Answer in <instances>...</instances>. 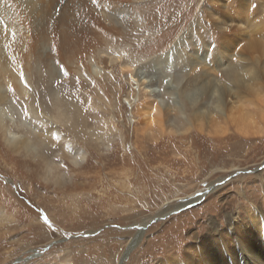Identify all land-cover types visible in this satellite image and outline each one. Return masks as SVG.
Returning <instances> with one entry per match:
<instances>
[{"label": "rangeland", "instance_id": "rangeland-1", "mask_svg": "<svg viewBox=\"0 0 264 264\" xmlns=\"http://www.w3.org/2000/svg\"><path fill=\"white\" fill-rule=\"evenodd\" d=\"M44 4L30 96L0 89L27 140L0 133V264H179L203 246L242 264L221 242L238 223L264 235V23L248 26L264 0Z\"/></svg>", "mask_w": 264, "mask_h": 264}, {"label": "bare ground", "instance_id": "bare-ground-1", "mask_svg": "<svg viewBox=\"0 0 264 264\" xmlns=\"http://www.w3.org/2000/svg\"><path fill=\"white\" fill-rule=\"evenodd\" d=\"M44 2H46V0H0V89L4 87L7 89H11L13 93H15L16 95L19 94L20 97L30 96V94L27 93L28 79L24 77L23 79H21L24 68H28L29 66V59L31 58L30 54L33 53V51H38L44 43L48 45V41H50L49 37L51 38V35L48 34L49 32L47 34L44 33L45 37L48 38L44 39L41 36L43 19L42 10L43 5H46L44 4ZM46 22H48V19H46ZM263 23L264 9L261 14V18L255 19V21L253 22L250 21L248 26L253 27L252 29H255L257 32L261 30L260 26ZM49 26L51 25H48L47 27ZM51 32L53 33V31ZM254 45L255 44L252 41L250 43V47L253 48ZM173 46H175V42H173L170 50L174 49ZM24 75L25 74H23V76ZM254 79L253 81H255ZM246 84L247 81L245 85ZM143 96L145 99L143 101L144 103L142 105V108L147 110V113L145 114H150V111H153L158 116H160L161 112L158 111V108L160 106L158 105V103L155 105L152 102V95L150 93L143 92ZM6 99L7 98L5 94L0 92V105L4 104ZM72 109H74V107H71V105L67 107V110L71 111ZM0 112V133L3 136L4 142L8 145L11 141H13L14 143L11 148H14L16 150H19V148L24 149L27 145V140L25 139L26 137L18 139L19 137H16V133L10 131L12 128L20 129V127H17V125H15L16 123L15 121H13V119L7 117L4 110L1 109ZM68 117H66V120ZM241 126L243 129V132H241V134H248V126H251L249 122H245ZM260 133L262 134L261 130ZM37 136L36 138L38 139ZM20 141H22L21 145ZM45 153L46 149H44L43 146V150L41 151L42 157L39 156V158L41 159V163H38L36 161L38 164L43 165L42 162L45 161L43 157ZM82 163L83 159L80 152H76L74 156L71 157V164L76 167ZM48 176H50V173L48 174ZM56 184H58V186L60 185L58 177L56 180ZM259 219L260 218H258V222L260 221ZM233 230L236 233V236H233L231 240L229 239V241H227L230 244L226 241L221 242L222 249H225L228 246L230 248V253L227 254L229 257L227 255L226 257L228 259H231L230 257L232 256L236 260L241 259V261L243 260L242 264H245L244 258H246V264H264V235L260 238H257L255 233L243 230V226L240 223L235 224ZM241 231L243 232L241 233ZM237 238H240L239 241L241 245L236 242ZM222 239L227 240V238L224 236H222ZM219 250H221L220 247ZM221 254L223 255L222 250L217 254L216 258H214L212 250L208 249L207 246H203V248L200 247L196 250L194 256L192 254L187 255V257H184L179 262V264H184V261L186 262V264H202L201 260L204 261L205 264H216V259L217 257L219 258Z\"/></svg>", "mask_w": 264, "mask_h": 264}, {"label": "snow or ice", "instance_id": "snow-or-ice-1", "mask_svg": "<svg viewBox=\"0 0 264 264\" xmlns=\"http://www.w3.org/2000/svg\"><path fill=\"white\" fill-rule=\"evenodd\" d=\"M14 35V34H13ZM62 72H64V68L63 66H61V69H60ZM64 74H67L66 72ZM21 79H23V76H21Z\"/></svg>", "mask_w": 264, "mask_h": 264}]
</instances>
